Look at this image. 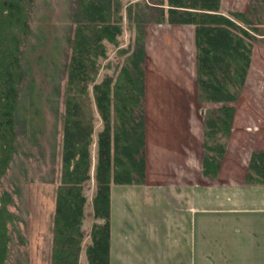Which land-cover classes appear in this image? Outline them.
<instances>
[{
    "label": "trees",
    "instance_id": "1",
    "mask_svg": "<svg viewBox=\"0 0 264 264\" xmlns=\"http://www.w3.org/2000/svg\"><path fill=\"white\" fill-rule=\"evenodd\" d=\"M221 1L138 0L124 8L122 0H71L63 61L60 65L49 58V66L55 69L54 82L44 74L55 103L61 99L63 107L60 113L54 109L61 115V171L55 181L48 264H80L84 186L91 179L92 224L85 260L86 264H110L111 184L145 183L144 66L150 25L193 27L196 99L220 104L205 113L201 161L202 175L217 177L236 114L228 104L238 101L245 86L253 43L264 39V26L257 17L260 11L264 15V0H250L247 13L228 14L221 13ZM32 7L33 0H0V187L18 151L19 136L34 140L35 132H40L27 128H32V120L27 118L29 125L22 120V103H28L31 114L34 97L50 105L49 95L37 93L29 59L30 53L43 47L42 35L28 47ZM123 10L133 33L130 49L119 50L124 60L115 76L96 82L99 60L106 58L107 45L118 46L123 34ZM41 58L34 62L36 68ZM40 108L42 112L43 105ZM94 113L101 124L95 142ZM244 182L264 185V150L251 152ZM18 192L16 186L13 193L3 190L0 194V264H9L13 247L25 244L20 219L10 210Z\"/></svg>",
    "mask_w": 264,
    "mask_h": 264
},
{
    "label": "rangeland",
    "instance_id": "2",
    "mask_svg": "<svg viewBox=\"0 0 264 264\" xmlns=\"http://www.w3.org/2000/svg\"><path fill=\"white\" fill-rule=\"evenodd\" d=\"M135 1L138 0H122V3L125 8ZM70 4L71 0H33L32 35L28 47L37 43L39 35H42L43 47L28 54L35 70L37 93L42 97L49 95L50 105L39 103L41 98L34 97L35 107L31 114L28 103H22V120L25 124L28 119L32 120V128H27L33 132L40 129V132H35L34 140L19 136L18 151L0 187V194L3 190L13 193V188H19L10 210L18 215L21 235L25 239V244L13 247L9 264H48L55 181L61 171L59 113L63 107L61 99L55 103L44 74L47 73L54 82L55 69L49 66V58L60 65L63 61L65 38L71 24ZM249 5H252L250 0H222L221 13H247ZM257 13L264 26V15L261 11ZM132 38L123 10V34L118 46L107 45L106 58L99 60L96 82L116 75L124 60L119 50L130 49ZM145 46L144 103L149 123L151 165L164 163L169 169L165 176L177 177L182 183L200 184L198 186L205 192L201 194L203 200L212 194L219 202L217 209V205L210 206L206 202L196 205L195 208L200 210L192 211V216L189 200L182 202V215L192 217V222H182V264H264V185H201L209 181L236 184L244 181L251 152L264 150V39L253 43L245 86L238 101L228 104L235 108L236 114L225 142L219 173L212 179L201 175L203 122L206 111L220 104L201 103L196 99L193 27L150 25ZM41 56L42 63L36 68L34 62ZM55 108L59 110L58 115ZM94 116L93 142L101 129L98 116L95 113ZM94 155L95 144L92 146ZM93 186L91 179L84 187L89 198L85 205L88 214L82 224V231H85L83 244L89 240L90 228L87 227L91 220L90 191ZM192 186L182 185L185 189Z\"/></svg>",
    "mask_w": 264,
    "mask_h": 264
},
{
    "label": "crops",
    "instance_id": "3",
    "mask_svg": "<svg viewBox=\"0 0 264 264\" xmlns=\"http://www.w3.org/2000/svg\"><path fill=\"white\" fill-rule=\"evenodd\" d=\"M148 125L146 113L145 183L111 184L110 187V264H182V222H192V217L182 215V202L189 200L191 212L200 210L195 207L204 202L210 206L217 205L214 206L216 209L219 207L212 194L203 200L201 194L204 191L198 186L200 184L182 183L177 177L165 176L169 169L164 163L155 167L151 165ZM182 185L193 186L185 189ZM201 185L251 186L244 181L238 184L209 181ZM93 192L94 186L90 191L91 198ZM84 195L87 203L89 195L85 194V188ZM87 214L85 210V219ZM89 215L91 220L87 228L92 224V211ZM88 244L89 240L82 245L80 264H86L85 249Z\"/></svg>",
    "mask_w": 264,
    "mask_h": 264
}]
</instances>
